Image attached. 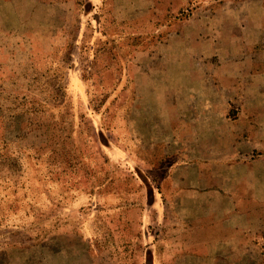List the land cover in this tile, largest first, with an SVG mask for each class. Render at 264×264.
Wrapping results in <instances>:
<instances>
[{"label":"rangeland","instance_id":"obj_1","mask_svg":"<svg viewBox=\"0 0 264 264\" xmlns=\"http://www.w3.org/2000/svg\"><path fill=\"white\" fill-rule=\"evenodd\" d=\"M0 264H264V0H0Z\"/></svg>","mask_w":264,"mask_h":264}]
</instances>
